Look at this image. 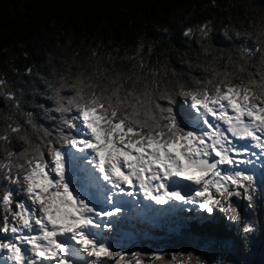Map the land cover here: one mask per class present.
Listing matches in <instances>:
<instances>
[{"label":"snow or ice","instance_id":"obj_1","mask_svg":"<svg viewBox=\"0 0 264 264\" xmlns=\"http://www.w3.org/2000/svg\"><path fill=\"white\" fill-rule=\"evenodd\" d=\"M199 32L206 39L211 29ZM255 35L254 47L228 54L227 68L206 69L211 78L176 79L163 90L159 74L137 60L142 46L124 76L111 57V68L97 61L62 74L52 131L39 129L9 91L26 119L9 117L0 129V264L164 261L162 253L124 250L120 226L133 209L178 214L191 233L225 219L254 232L237 202L254 210L264 194V29ZM172 262L206 264L195 253Z\"/></svg>","mask_w":264,"mask_h":264},{"label":"trees","instance_id":"obj_2","mask_svg":"<svg viewBox=\"0 0 264 264\" xmlns=\"http://www.w3.org/2000/svg\"><path fill=\"white\" fill-rule=\"evenodd\" d=\"M205 24L211 29L206 39L199 32ZM261 29L264 0H0V80L5 82L0 85V129L9 117L26 119L8 99L9 91L24 112L34 114L39 129L52 131L60 117L53 111V86L62 74L91 70L97 61L111 68V57L124 76L142 57L145 72L150 68L159 74L161 90L176 79L203 81L211 78L206 69L228 67V54L235 59L239 48L254 47ZM132 56L137 60L128 59ZM21 145L14 141L16 151ZM237 203L254 232L245 234L226 219L196 233L172 222L171 231L143 232L147 238L130 251L164 254L157 264H173L174 254L186 253L206 264H264V194H257L254 210L245 201Z\"/></svg>","mask_w":264,"mask_h":264},{"label":"rangeland","instance_id":"obj_3","mask_svg":"<svg viewBox=\"0 0 264 264\" xmlns=\"http://www.w3.org/2000/svg\"><path fill=\"white\" fill-rule=\"evenodd\" d=\"M257 174L259 175V173H257ZM133 211H135V210L133 209V210H132V212H133ZM158 219H159V218H158V217H156V219H154V221H155V222H157V221H158Z\"/></svg>","mask_w":264,"mask_h":264}]
</instances>
